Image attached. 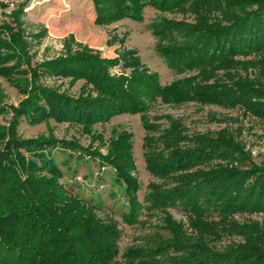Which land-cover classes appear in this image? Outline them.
Returning a JSON list of instances; mask_svg holds the SVG:
<instances>
[{
    "label": "trees",
    "instance_id": "1",
    "mask_svg": "<svg viewBox=\"0 0 264 264\" xmlns=\"http://www.w3.org/2000/svg\"><path fill=\"white\" fill-rule=\"evenodd\" d=\"M92 1L99 25L142 21L148 5L190 14L193 21L162 18L152 27L167 64L198 73L169 83L146 65L116 73L109 58L84 45L34 63L21 18L25 6L14 10L12 20L0 24V75L26 97L18 105L0 103V113L14 115L8 127L0 126V264H264V222L237 217L264 212V165L251 160L228 128L189 134L180 118L149 116L157 102L193 101L241 107L264 120V0ZM48 76L85 83L73 95L45 83ZM123 113L141 114L146 168L158 180L149 182L143 200L132 132L111 138L106 153L74 139L18 132L21 120L53 119L94 135V125ZM95 138L104 139L102 133ZM59 146L113 168L127 198L125 223L161 211L163 231L121 252V230L100 216L101 202L62 181L65 172L52 154ZM171 208L185 213L188 228ZM225 237L240 239L214 246Z\"/></svg>",
    "mask_w": 264,
    "mask_h": 264
},
{
    "label": "rangeland",
    "instance_id": "2",
    "mask_svg": "<svg viewBox=\"0 0 264 264\" xmlns=\"http://www.w3.org/2000/svg\"><path fill=\"white\" fill-rule=\"evenodd\" d=\"M21 6H25L21 18L34 63L64 56L69 48L76 50L79 45H84L109 58L112 71L116 73L129 74L135 67L146 65L160 74L162 83L198 73L197 70L179 73L172 69L158 51L159 36L152 27L155 21L162 18L193 21L190 14L161 12L148 5L142 21L126 18L109 25H99L95 23L96 12L92 0H0V24L12 20L10 14ZM43 81L73 95H79L85 83L80 79L71 85V78L55 76L43 78ZM25 97L26 94L0 75L1 104L18 105ZM164 114L182 119L189 134H215L222 128H228L245 145L251 160L264 165V120L250 114L245 115L243 108L203 105L193 101L182 105L157 102L149 111L150 118ZM13 118L11 110L0 113V126L8 127ZM161 121L165 122L164 119ZM123 130L133 133L136 175L140 181L138 194L140 200H143L149 182L158 180L146 168L143 147L146 131L141 114L123 113L114 116L109 122L98 123L93 127L94 135L83 132L82 127L77 124L53 119L37 125L21 120L18 126V132L23 137L54 135L74 139L83 146L93 145L104 153L107 152L109 140ZM100 133L103 134V140L95 138ZM52 154L65 172L62 181L86 199L91 198L95 203L100 201V216L105 220L112 219L119 225L121 252L130 246L145 244L150 236L163 231L160 226L163 224L164 214L161 211L152 215L143 214L141 221L133 225L123 221L122 213L127 208V198L123 187L114 181L112 167L101 166L93 157L60 146L54 148ZM170 211L188 228L187 217L182 210L171 208ZM237 217L240 221L264 222V212L245 213ZM235 239L240 238L225 237L214 246L223 249Z\"/></svg>",
    "mask_w": 264,
    "mask_h": 264
}]
</instances>
